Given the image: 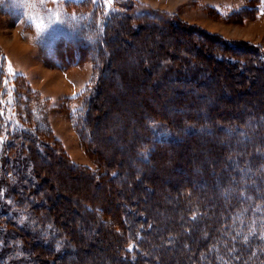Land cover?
Masks as SVG:
<instances>
[{
    "label": "trees",
    "instance_id": "obj_1",
    "mask_svg": "<svg viewBox=\"0 0 264 264\" xmlns=\"http://www.w3.org/2000/svg\"><path fill=\"white\" fill-rule=\"evenodd\" d=\"M67 6L91 43L54 55L93 66L72 100L97 168L37 126L38 92L7 81L0 49V264H264V48L140 0Z\"/></svg>",
    "mask_w": 264,
    "mask_h": 264
},
{
    "label": "rangeland",
    "instance_id": "obj_2",
    "mask_svg": "<svg viewBox=\"0 0 264 264\" xmlns=\"http://www.w3.org/2000/svg\"><path fill=\"white\" fill-rule=\"evenodd\" d=\"M80 1L0 0V49L5 56L7 81L23 76L38 92L33 103L37 126L60 140L73 162L95 170L97 167L86 154L77 133L74 119L79 105L72 100L86 90L93 66L89 62L62 69L54 55L59 41L91 43L92 37L85 33L84 15L67 6ZM142 1L155 10L175 14L188 26L230 41L249 42L264 48V0L253 6L249 4L253 0ZM251 7L257 10L256 18L243 22L219 20L210 12L214 9L229 18L233 13ZM180 45L185 49L183 43ZM143 89L147 91V85ZM135 97L132 94L127 98L133 101ZM64 183L67 182L64 180Z\"/></svg>",
    "mask_w": 264,
    "mask_h": 264
},
{
    "label": "crops",
    "instance_id": "obj_3",
    "mask_svg": "<svg viewBox=\"0 0 264 264\" xmlns=\"http://www.w3.org/2000/svg\"><path fill=\"white\" fill-rule=\"evenodd\" d=\"M140 1H142V0H140ZM142 2H144V1H142Z\"/></svg>",
    "mask_w": 264,
    "mask_h": 264
}]
</instances>
